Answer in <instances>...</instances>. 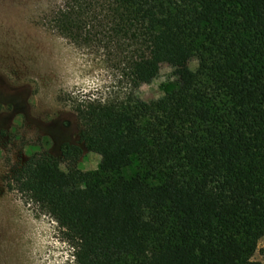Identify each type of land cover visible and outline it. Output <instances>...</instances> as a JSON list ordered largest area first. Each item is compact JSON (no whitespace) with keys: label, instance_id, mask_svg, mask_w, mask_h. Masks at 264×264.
Returning a JSON list of instances; mask_svg holds the SVG:
<instances>
[{"label":"trees","instance_id":"trees-1","mask_svg":"<svg viewBox=\"0 0 264 264\" xmlns=\"http://www.w3.org/2000/svg\"><path fill=\"white\" fill-rule=\"evenodd\" d=\"M37 24L116 52L130 86L74 108L99 169L81 170L82 148L66 143L62 158L33 154L10 174L76 263L263 264L264 0H55ZM168 64L165 96L137 97Z\"/></svg>","mask_w":264,"mask_h":264},{"label":"rangeland","instance_id":"rangeland-1","mask_svg":"<svg viewBox=\"0 0 264 264\" xmlns=\"http://www.w3.org/2000/svg\"><path fill=\"white\" fill-rule=\"evenodd\" d=\"M53 1L0 0V264H77L64 230L10 187V174L33 154L62 158L66 143L82 148L81 170L99 169L100 156L79 144L74 108L88 100L121 101L130 88L116 52L74 44L37 24ZM174 66L164 65L135 95L161 100L176 79ZM189 67L195 71L198 62ZM61 167L66 171L64 160ZM137 172L136 161L123 171ZM254 259L264 264V238Z\"/></svg>","mask_w":264,"mask_h":264}]
</instances>
